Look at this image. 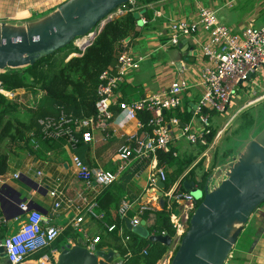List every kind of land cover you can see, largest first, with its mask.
<instances>
[{
  "label": "built area",
  "instance_id": "built-area-1",
  "mask_svg": "<svg viewBox=\"0 0 264 264\" xmlns=\"http://www.w3.org/2000/svg\"><path fill=\"white\" fill-rule=\"evenodd\" d=\"M116 11L115 15H118L139 9L134 1H131L122 4ZM147 22L142 17L139 18L138 25ZM201 33L206 34L200 45L202 59L196 65L192 76H186L185 71L184 74L179 73L168 87L130 102L119 99L120 85L131 71L139 69L144 56L135 54L124 41L118 51L116 63L99 76L96 88L97 115L79 118L61 110L56 117L40 118L38 123L43 138H65L66 145L74 149L81 143L94 142L97 133L101 134L103 140L125 135L126 141L119 149L120 161L116 171L90 167L79 155L73 153L71 163L75 174L88 185L95 183L103 188L115 183L127 169L139 174L143 168L150 167V182L155 183L156 179H161L166 183L167 168L159 163L158 151L171 152L172 147H175L173 141L176 136L184 137L192 144L207 145L212 115L227 111L240 86H246L249 81L255 85L252 77L264 65V24L261 26L251 24L241 34H237L220 21L214 9L203 5L197 7L194 16L173 20L167 27L159 29L157 36L165 38L162 47L168 45L178 47L184 40L188 43L192 39L197 40ZM90 36L77 38L73 44L81 50L82 45L90 40ZM72 55L78 53H72L68 57ZM194 88L200 90V96L195 108L189 106L192 111L191 118L183 121L180 117L171 115L172 112L183 109L185 95ZM0 93L10 99H14L15 96L13 91L2 88L1 82ZM139 112H146L149 115L147 127L138 118ZM132 120L136 121L140 135L118 134L113 126L116 124L121 128ZM173 154L177 156L178 152L174 151ZM37 175L41 176L43 172L38 171ZM162 192L166 202L165 208L172 211L175 207L184 206L186 209L183 216L174 212H171L170 216L176 229V236L180 238L189 226L197 199L190 192L184 191L180 182L163 188ZM49 194L55 199V209L60 208L66 199L60 183H56L49 190ZM20 206L27 210L26 204ZM98 207L96 198L88 203L85 211L77 207L80 215L75 218L73 228L85 234L82 228L85 221L83 212L91 218L101 220L103 213L98 212ZM132 208L133 203L130 200H123L118 210L120 217L123 219L127 217ZM152 208H155L152 203L144 202L140 204L139 211L144 213ZM28 215L29 221L4 238L3 246L9 264H23L29 255L52 245L63 234V228L52 224L50 218L42 212L32 211ZM142 222L139 215L132 218L131 224L137 226ZM104 225L108 231L117 228L116 224ZM100 241V236H95L92 239L87 238L83 244L93 252ZM173 254L172 251L168 252L158 264H170ZM113 264H121V261Z\"/></svg>",
  "mask_w": 264,
  "mask_h": 264
},
{
  "label": "crops",
  "instance_id": "crops-1",
  "mask_svg": "<svg viewBox=\"0 0 264 264\" xmlns=\"http://www.w3.org/2000/svg\"><path fill=\"white\" fill-rule=\"evenodd\" d=\"M64 1L66 0H0V22L15 20L19 16L24 15H41L40 12H43L41 16H45L54 11ZM186 1L187 0H134L136 7L139 9V11H135L134 14L138 13L140 19L144 17L148 22L143 25L140 24L138 28L140 34L135 41L129 44L131 37L125 40L128 43L129 49L137 55L144 56L145 60L147 57L153 58V55L149 53V51H145L146 47L155 49L161 48L165 51L169 48H173L169 45L162 47L165 38H159L157 36V31L167 27L173 20L187 19L191 15L194 16L197 12V7L202 5L200 0H196L199 4L195 2V4H193L191 0L190 2ZM209 2H212L211 6ZM209 2L203 4V6L214 9L220 21L237 34H241L243 30L251 24L256 26L264 24V1L262 0H212ZM147 9L153 10V18L150 19V21L145 16ZM147 37L157 41L149 44L152 41L150 40L147 44L143 45L142 42H144ZM205 37L206 34L201 33L197 40L192 39L190 43L186 41L182 48L179 46L175 47L178 56L171 60L168 65L164 64L161 68L157 67L155 70L156 76H153L152 81L149 83L143 81L140 74L137 73L138 69L131 71L120 85V90L118 92L119 99L130 102L147 94L160 91L168 87L179 73L184 74V71L186 76H192L196 69V65H198L200 59H202L200 45ZM191 58H194V61H191ZM177 62H181L182 69L177 67ZM187 64L191 66L188 70L184 68ZM252 81L255 82L256 91L250 95L249 99L264 92V65L259 69L257 75L252 77ZM24 91L23 89L14 91V94L17 96L15 99L20 100L18 96L22 92L25 93ZM199 91L198 88L188 91V94L184 97V107L187 100L190 102L189 106L191 105L194 107L196 105L200 96ZM233 103L232 100L230 107L233 106ZM223 113H215L212 115L211 131L216 132L213 123L225 124L228 122L229 118L225 120L221 119ZM113 126L118 134H141L134 120L129 121L121 128L116 124ZM123 137H125L126 141L125 135L122 137L118 135L112 139L103 140L101 139V134L97 133L94 142L82 145L78 147L77 150L85 148L80 157L90 167H102L104 169L116 171L120 161L119 149L125 143V141L121 142ZM182 140H186L187 142H183ZM173 144L175 149L177 148L176 151L178 155L181 156L183 160L189 159L191 156H197L199 151L204 150L201 156L194 160V163L184 171L179 179L193 170L195 166L198 165V162L204 159V156L208 160L207 156L212 146L211 143L207 145L192 144L186 138L177 136ZM209 145L210 147H208ZM72 150L74 149L69 148L66 143L60 147L53 146L52 149L48 151L42 148L40 151L33 150V152H30L25 148L19 149L15 157L10 159L8 171L0 176V188L6 184L12 186L21 193V198H26L27 201L41 206L40 208L42 209L33 208L24 215L9 221L5 219L2 213L1 220L6 224L8 230L3 237L0 236V264H9L2 240L29 221L30 215L28 214L32 211L42 212L45 216L50 218L52 224L63 228V234L52 245L29 255L23 264H54L62 249L67 245L75 246L80 243L85 244L87 238L92 239L95 236H102V241L97 244V248L103 247L113 249L115 255H119V257L115 259V262H120L122 260V255L118 249L112 246L115 243L112 232L116 231V235L123 238L126 228L133 230L129 226V221L131 223L134 216L140 215L142 218L143 213L139 211L141 203L150 202L159 210L165 208L161 207V197L159 193L163 188L158 182L159 179H156L155 183L150 182L151 168L145 167L139 174H136L132 169H127L121 173L116 183L122 188L121 203L126 199L133 203V208L129 211L130 213L128 212V216L124 219L120 218L119 225L115 231H108L104 225V223L109 224L108 217L105 213L100 212L98 209V212L103 213V218L100 220L91 218L88 214L83 212L85 221L82 228L86 235L83 232H78L73 228L75 218L80 215L77 207L85 211L88 203L92 202L103 188L95 185V183L88 185L75 174L71 163ZM212 165L213 157L209 158L206 166H204L205 172H208ZM38 171H42L43 175L38 176ZM216 171L217 168L214 167L212 173ZM205 172L196 169L195 180L202 181ZM16 174H23L24 178L36 180L40 184V190L36 191L29 188L20 180L21 175L16 177ZM179 179L176 182H180ZM217 182L218 180L212 181L213 184ZM56 183H60L66 198L58 209H55V199L49 194V190ZM197 187L200 186L197 185ZM169 211L170 216L171 212L183 216L186 209L184 206H178L172 211ZM142 221H145V227L147 229L152 222V220H145L143 218ZM125 240L127 239L125 238ZM225 264H264V203L251 214Z\"/></svg>",
  "mask_w": 264,
  "mask_h": 264
},
{
  "label": "water",
  "instance_id": "water-1",
  "mask_svg": "<svg viewBox=\"0 0 264 264\" xmlns=\"http://www.w3.org/2000/svg\"><path fill=\"white\" fill-rule=\"evenodd\" d=\"M131 1L134 0H66L38 20L23 25L0 22V74L9 68L33 65L73 44L77 38L91 35L81 47L85 51L114 17L117 8ZM135 17L139 18V14L135 13ZM184 43L186 40L179 47L182 48ZM190 60L194 61V58ZM176 65L182 69L181 62ZM190 67L187 64L184 68ZM20 175V180L29 188L40 190L36 180ZM213 180L218 182L213 184ZM158 182L162 188L166 187L161 179ZM199 182L201 180L182 181L183 188L200 203L189 219V226L170 264L226 263L244 225L253 211L264 203V128L245 144L236 158L227 160L226 165L210 174L203 188L197 187ZM159 195L164 208L163 192ZM23 203L27 210L21 208ZM40 207L21 198V193L12 186L6 184L0 188V209L7 221L33 208L42 209ZM129 226L151 241L172 242L173 238L168 234H150L144 221L137 226H132L129 221ZM117 257L119 255H115L113 249L99 247L92 252L80 243L63 248L54 264H113Z\"/></svg>",
  "mask_w": 264,
  "mask_h": 264
},
{
  "label": "trees",
  "instance_id": "trees-1",
  "mask_svg": "<svg viewBox=\"0 0 264 264\" xmlns=\"http://www.w3.org/2000/svg\"><path fill=\"white\" fill-rule=\"evenodd\" d=\"M145 16L150 21L153 18V10L147 9ZM138 24L139 18L135 17L133 11L115 15L104 25L85 51L70 44L33 65L9 68L0 74L2 88L13 92L23 89L26 95L33 93L34 96H39L37 102L35 99L33 101L34 107L24 108L22 105H26L25 102L10 99L0 93V176L8 171L10 159L19 149L27 148L33 152V150L40 151L44 148L48 151L53 146L60 147L66 142L65 138H43L38 123L40 118L56 117L61 110L79 118L97 115L96 88L99 76L105 69L116 63L118 51L124 41L131 37L129 41L131 44L139 36ZM72 53H78V55L68 57ZM189 103L187 100L182 110L172 112L171 115H176L183 121L189 120L192 116ZM138 118L145 126L147 125L149 115L146 112H139ZM215 133L211 131L207 135L208 143L213 141ZM123 141L125 137L121 142ZM81 145L86 144L81 143L79 146ZM176 150L177 148L172 147L171 152L158 151L157 153L159 163L167 168L166 188L176 182L196 160V155L184 160L179 155L174 156L173 152ZM208 175L209 172L204 173L202 181L198 183L200 187H204ZM195 179L193 169L179 181L182 185L183 180L196 181ZM182 189L186 191L183 186ZM122 193V188L115 182L103 187L96 197L98 209L108 217L109 224L119 225L121 217L118 210ZM199 203L200 200H197L196 207ZM1 217L0 211V236L3 237L8 228ZM142 218L152 220L147 229L150 234L165 233L172 238L176 236V229L167 208L147 210L142 214ZM112 235L115 240L112 246L122 255L121 264H158L171 249L170 244L151 241L127 228L123 238L117 236L116 231L112 232ZM100 239L102 241V236ZM177 248L178 246L174 253Z\"/></svg>",
  "mask_w": 264,
  "mask_h": 264
},
{
  "label": "rangeland",
  "instance_id": "rangeland-1",
  "mask_svg": "<svg viewBox=\"0 0 264 264\" xmlns=\"http://www.w3.org/2000/svg\"><path fill=\"white\" fill-rule=\"evenodd\" d=\"M199 1V0H198ZM201 4H207V2L212 0H200ZM214 1V0H213ZM264 1V0H262ZM186 2H190L187 0ZM197 3L196 0H191V3ZM210 6L212 2H209ZM199 4V3H197ZM193 8V7H192ZM43 12H40L42 15ZM117 11L113 13L115 14ZM37 14H30L28 16H19L15 20L10 21H1L7 22L15 25H23L27 22H32L42 18L43 16ZM220 15V14H219ZM150 40H152L149 44L156 42L155 39H151L147 37L143 45L147 44ZM145 51H149L153 56V58L147 57L142 61L140 69L137 70V73L140 74L143 81L151 82L152 77L156 76L155 70L156 68H161L164 64L168 65L174 58L178 56L177 49L175 47L169 48L167 51L163 49H155L146 47ZM16 69V68H11ZM257 75V73L255 74ZM144 83V84H145ZM256 91L255 85L249 83L246 86H240L239 90L236 93V96L233 99V106H229L228 110L221 115V119H228V122L225 124L213 123V126L216 128V133L214 135L213 141L211 142L212 146L208 153V160L204 156V159L198 162V165L195 166L194 170L198 169L201 172H205L204 166L209 161V158L213 157V165L209 169V175L212 174V170L214 167L217 169L223 165L227 164V160L231 161L238 156L240 151H242L245 147V144L254 138L263 128H264V92L262 94H258L254 96V98H250V95ZM20 100L15 99L17 96H14L15 100L19 102H25L26 105H22L24 108L27 106L34 107L33 101H38L39 96H34L33 93H20L18 96ZM32 97V98H31ZM31 100V101H30ZM21 103V104H23ZM221 120V121H222ZM227 124V125H226ZM224 130V131H223ZM183 142H187L186 140H182ZM210 144V145H211ZM210 145L208 147H210ZM82 146V145H81ZM78 146V147H81ZM77 147V148H78ZM74 148L73 153L81 156V153L85 148H81L77 150ZM204 151V150H202ZM202 151H199L196 158L201 156ZM15 155L12 157L14 158ZM194 163V162H193ZM192 163V164H193ZM208 175V176H209ZM182 237V236H181ZM181 237H173L171 242V249L174 253V250L179 245Z\"/></svg>",
  "mask_w": 264,
  "mask_h": 264
}]
</instances>
